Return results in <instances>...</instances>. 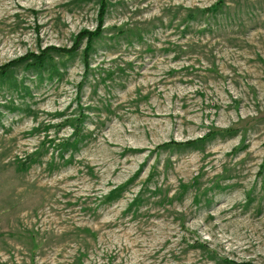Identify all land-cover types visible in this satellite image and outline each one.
<instances>
[{
    "label": "rangeland",
    "instance_id": "1",
    "mask_svg": "<svg viewBox=\"0 0 264 264\" xmlns=\"http://www.w3.org/2000/svg\"><path fill=\"white\" fill-rule=\"evenodd\" d=\"M103 2L0 0V264H264V0Z\"/></svg>",
    "mask_w": 264,
    "mask_h": 264
},
{
    "label": "trees",
    "instance_id": "2",
    "mask_svg": "<svg viewBox=\"0 0 264 264\" xmlns=\"http://www.w3.org/2000/svg\"><path fill=\"white\" fill-rule=\"evenodd\" d=\"M221 5H222L221 3H217V4H215L213 6V8L211 7L209 9L203 10L202 13L214 14V13H216L218 11V9L220 8ZM103 6H104V2H103V0H101V7H103ZM102 16H103V8H102L101 12L99 13V17H98L99 18L100 26L97 27L95 29V31L92 32V33H89V32H86V31L81 32L79 34V35H81L80 37H82V38L87 37L89 40H91L93 38H97V37L101 36V32H102V29H101L102 28V26H101ZM78 43H79V41H76V44L74 45V47L71 50L61 49V50H55V51L56 52H59V53H62V54L64 53L66 55H70L72 52H74L73 50L77 46ZM45 50H43L42 52H40V55L39 56L34 55V54H30V55H28V57H26V58H31V60L35 61L34 62V65L36 66L35 69H40L43 66L42 64H43V62H45V59H46L45 58V55L48 53V50H46V51ZM88 51H89V47H87V49H86V54H87ZM48 59L49 58L47 57V60ZM32 69H34V68H32ZM2 71L3 70L1 69L0 72H2ZM192 144H194V143H189L188 145H192Z\"/></svg>",
    "mask_w": 264,
    "mask_h": 264
}]
</instances>
